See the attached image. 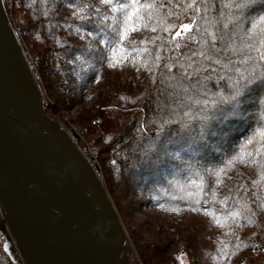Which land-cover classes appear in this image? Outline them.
I'll return each mask as SVG.
<instances>
[{"label": "trees", "instance_id": "trees-1", "mask_svg": "<svg viewBox=\"0 0 264 264\" xmlns=\"http://www.w3.org/2000/svg\"><path fill=\"white\" fill-rule=\"evenodd\" d=\"M188 2L157 0L154 18L130 21L137 30L122 37L124 17L112 7L130 0H72L89 5L86 21L67 0H3L44 112L57 120L93 99V111L81 109L70 123L127 232L130 264H181L187 252L196 264H264V92L235 111L216 95L229 94L228 77L264 63L259 35L245 38L264 0H197L199 11ZM183 24L191 31L176 38ZM117 51L134 59L123 81L118 68L109 71ZM193 67L201 79L211 75L207 95ZM217 73L225 79L214 87ZM3 241L0 234V264H12Z\"/></svg>", "mask_w": 264, "mask_h": 264}, {"label": "water", "instance_id": "water-1", "mask_svg": "<svg viewBox=\"0 0 264 264\" xmlns=\"http://www.w3.org/2000/svg\"><path fill=\"white\" fill-rule=\"evenodd\" d=\"M43 94L0 0V234L12 264H130L97 170Z\"/></svg>", "mask_w": 264, "mask_h": 264}, {"label": "snow or ice", "instance_id": "snow-or-ice-1", "mask_svg": "<svg viewBox=\"0 0 264 264\" xmlns=\"http://www.w3.org/2000/svg\"><path fill=\"white\" fill-rule=\"evenodd\" d=\"M100 3L103 5H112L113 0H100ZM197 0H190V2L185 4L186 8H192L194 11H199L196 7ZM231 6V5H227ZM248 4H240L237 5V7H247ZM67 7L72 9L73 15L78 17L81 21H86L91 19L89 15L82 14L84 9L89 7V5H84L83 9L79 5H75L72 3V0H67ZM99 11V9H97ZM112 11L114 12H121L124 17L123 21V32L122 37H126L129 33V31H136L137 27L135 25L131 26L129 25L130 21H136L139 25H144V21L152 20L154 16L157 13V0H150V2L141 3V0H130V3H121L119 5L113 6ZM115 19V17H113ZM154 30V29H153ZM191 31L189 24H183L180 26V29L176 31V38H179L182 34L187 33ZM259 35V45L260 48L257 49V51H260L261 49H264V16H260L258 21H254L252 25V34L247 35L246 39L251 40L256 35ZM203 55V53H201ZM208 59H212L211 56L207 57ZM260 60L264 61V51L261 52ZM214 63L219 64L224 70L225 73L229 71V66L226 64H223L220 60H215ZM109 66H112L111 64ZM203 71L208 72L209 70L207 68L203 69ZM212 71H215V69H212ZM193 75H196L198 78L196 79V88L199 91H202L204 95H207L211 91L210 82L212 81L211 75L205 76L202 79L199 78V72L198 70L193 67ZM193 75H190L187 72L183 73V76H185L188 80H192ZM232 80V83L229 85L230 91L227 96H224L222 93H216L217 96L220 97V101L223 104H227L231 107L233 111H235L238 107H241L244 104V101L247 97L250 96V94L259 89L261 92H264V63H262L257 69L256 67H253V69L246 74L241 73L236 76L235 79H232V77H228ZM225 76L220 75L217 73V83L213 85L214 87H219L218 81L224 80ZM188 88H185L184 91H188ZM205 120L208 119V117L204 118ZM257 135L260 137L261 141L264 142V129H260L257 133ZM253 140L249 139L248 144H252ZM264 150V149H261ZM237 248H239V245H237Z\"/></svg>", "mask_w": 264, "mask_h": 264}, {"label": "rangeland", "instance_id": "rangeland-1", "mask_svg": "<svg viewBox=\"0 0 264 264\" xmlns=\"http://www.w3.org/2000/svg\"><path fill=\"white\" fill-rule=\"evenodd\" d=\"M121 55H122V57H121ZM128 55L129 54L123 53L122 51H117L116 54H114L113 56L110 57L113 60L112 61L113 65L110 67L109 71L111 72L112 76H115V74H114L116 71L115 69L118 68L119 73H121V75H119V81L120 80L123 81L126 77V74L128 73V69H133V67H134V64H133L134 59H133V57H129ZM95 88H96V86H95ZM92 102H93V99L92 100L91 99L83 100L82 105L76 106L77 109H75L76 111H74L73 115L71 114V111H70V114H68L66 116L67 111H64V112L62 111L63 117L57 119L61 122V124L68 131V133L71 136H73V138L77 134L78 128L70 122L75 119L77 114L83 108H86L89 111H93L91 108ZM177 248H178V251H181L183 248L182 244L180 243ZM133 255H134V253H133ZM192 258H194V257L192 254H190V252H187L185 254L184 253L180 254L181 264H194V262L192 261Z\"/></svg>", "mask_w": 264, "mask_h": 264}, {"label": "built area", "instance_id": "built-area-1", "mask_svg": "<svg viewBox=\"0 0 264 264\" xmlns=\"http://www.w3.org/2000/svg\"><path fill=\"white\" fill-rule=\"evenodd\" d=\"M75 109H77V107L68 110V111L66 112V116H67L68 114H70V111H71V114L73 115V114H74V111H76ZM77 133H78V130H77ZM192 261L194 262V264H196V260H195V258H192ZM241 264H243V262H241Z\"/></svg>", "mask_w": 264, "mask_h": 264}]
</instances>
